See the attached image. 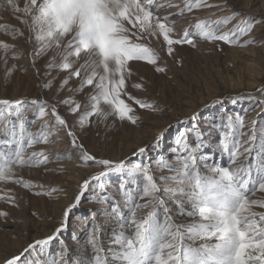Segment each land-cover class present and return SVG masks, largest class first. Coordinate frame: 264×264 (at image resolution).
<instances>
[{
  "label": "snow or ice",
  "instance_id": "snow-or-ice-1",
  "mask_svg": "<svg viewBox=\"0 0 264 264\" xmlns=\"http://www.w3.org/2000/svg\"><path fill=\"white\" fill-rule=\"evenodd\" d=\"M173 7L179 11L161 15L162 11L167 12ZM210 7L220 6L210 4L208 0H184L182 8L172 0H27L21 8L16 0H0V10L10 9L17 14L16 18L30 32L28 42L35 41L33 67L35 57L51 51L53 55L48 69L67 73L57 95L73 78L79 80V87L70 91L82 92L85 87L92 88L84 105L85 111L78 119L81 126L90 125L93 116L104 121L111 116L120 122L136 125L140 117L133 114L135 109L126 99L143 110L163 111L154 102L136 99L126 90L133 75L130 62L152 65L157 73L167 71L159 65L161 57L151 46L153 38H162L169 56L176 45L195 47V36L209 43L222 41L229 46L257 45L254 39H248L242 45L239 40L251 34L254 25L262 22L259 19L248 17L240 20L230 31H223L241 15L238 12L219 20H199L194 33L186 29L181 37L176 38L173 16ZM3 30L13 39L24 36L22 29H10L4 25ZM0 48L7 51L10 45L0 43ZM16 58L14 55L13 59ZM36 71L39 75V70ZM7 75H11V71ZM43 87L51 89L53 81H48ZM132 87L142 89L140 83ZM258 91L259 97L248 94L253 111L264 106V88ZM59 102L71 106L73 114L81 109V104L73 99ZM237 102L233 100V103ZM32 105L37 108L36 119L48 115L49 109L54 118L53 122L46 121L41 125L36 133L30 130L35 120L26 116ZM102 105L107 106V110ZM0 125H3L0 134V184L22 185L28 190L42 187L18 177V170L51 162L43 151L28 154V149L51 143L50 137L60 129L67 130L85 166L92 162L103 169L83 182L75 202L64 211L60 227L53 235L30 243L20 255L8 258L5 264H20L22 256L37 251L43 256L45 246L67 230L71 210L80 204L90 186L101 189L97 202L106 206L103 214L118 224V228H113L108 234L109 247H104L101 227L93 219L88 225L85 245V252H91L90 257L83 260L72 258L65 245L63 251L49 254L46 262L37 259L29 260L28 264H264V211H254L256 207L264 209V199H252L258 191L264 193V123L254 120L249 131L245 132V117L239 113L226 114L213 121L212 127L219 133L213 153L226 155L227 164L217 163L214 156L203 152L204 133L194 125L191 134L187 130L178 132L175 147L171 150L174 154L172 159L158 157L155 169L152 162L130 164L91 155L78 142L57 106L49 105L45 100L0 99ZM190 135L195 138V147ZM160 139L162 137L150 146L153 150L159 147ZM147 151V147H141L139 154ZM65 155H58L56 160L63 159ZM210 159L213 160L211 164L208 163ZM156 171L169 174L157 177ZM113 174L122 178L118 194L123 198V206L108 194V187L102 179ZM129 182L133 187L127 186ZM0 201L18 207L14 197L0 195ZM170 205H175L177 215L187 216L191 222L176 223ZM148 209L150 211L143 214ZM0 219L7 222L9 213L0 211ZM60 244L64 245V241L60 240Z\"/></svg>",
  "mask_w": 264,
  "mask_h": 264
},
{
  "label": "rangeland",
  "instance_id": "rangeland-1",
  "mask_svg": "<svg viewBox=\"0 0 264 264\" xmlns=\"http://www.w3.org/2000/svg\"><path fill=\"white\" fill-rule=\"evenodd\" d=\"M16 2L23 8L27 0H16ZM208 2L213 5H228L220 11L232 12L229 15H223L212 20H219L238 12L242 15L240 20L252 17L262 21L254 25L250 35L240 38V45L246 41L245 38L251 35L255 36L252 34L254 29H257L259 25H264V0H208ZM181 3L176 5L182 8L184 0ZM213 8H202L191 13H185L183 16H173L172 19L176 26V38L181 37L186 29L194 33V26L199 20L209 19L208 14L199 15L196 13L209 11ZM175 10L179 11L178 8L173 7L168 9L167 12ZM162 14L164 15L166 12L162 11ZM16 15L10 9L7 11L0 10V43L10 45L7 51L0 48V99L13 101L36 99L45 100L49 105L55 104L59 114L75 133L78 142L98 159H108L116 162L126 161L130 164L152 162V167L155 169V161L158 157L165 156L170 160L172 159L174 154L171 150L175 147L178 132L187 130L191 134L193 126L198 125L199 130L204 133L205 147L203 152L208 156H214L215 162L227 164L226 155L222 156L219 152L213 153L219 139L218 130L212 127L213 121H218L221 116L226 114L235 115L239 113L245 117L247 125L244 129L245 132L249 131L254 120L264 123V106L256 107L253 111V105L248 98V94L260 96L258 90L264 88V71L258 73L257 70L252 72V70L246 68V64L249 62L248 56L240 51L245 47L229 46L222 41L209 43L195 36V47L187 44L176 45L171 56L167 54L166 45L162 38L152 39L151 46L159 52L161 57L159 65L166 68L165 73H157L154 66L143 62H130L133 75L127 82V92L136 99L154 102L163 108L162 112L154 113L140 109L132 101H127L125 97L126 102L135 109L133 114L140 117L136 125H132L127 121L120 122L111 116L106 121L93 116L90 118V125L81 126L78 119L85 111L84 105L87 103L92 88L85 87L82 92L70 91V89L74 90L79 87V80L73 78L64 90L57 95V89L67 73L56 69H48V64L53 55L51 51L45 55L35 57V67H33L32 53L36 44L34 39L31 43L28 42L27 38L30 36V32L19 22ZM240 20H235L234 25ZM4 25H8L10 29H22L24 36L13 39L11 35L3 30ZM14 55L18 58L13 59ZM5 60L7 63H5ZM57 62H59V57H57ZM82 62L83 60H81ZM13 66L15 67L13 68ZM37 69L39 75H37ZM9 71H11V75H7ZM50 80L53 81V87L45 89L43 85ZM135 83H140L142 89L133 88L132 85ZM64 99H73L80 103V111L75 114L71 113V106L59 102ZM233 100L238 102L233 103ZM102 107L107 110V106L102 105ZM248 107L249 109H247ZM245 109L252 112L249 118L247 116L248 111L245 112ZM36 111V106H29L26 111L27 118L37 120ZM47 116L49 119L46 121H54L50 109L45 117ZM249 123H251V126H249ZM41 125H37L35 121L30 130L36 133ZM2 128L3 125H0V134H2ZM58 132L64 136L63 141L66 143V148H62L58 154L54 155L55 146L57 145L55 143L50 151L52 152L51 158H48L51 162L40 167L23 168L26 171L24 174L20 173L19 170L21 169L18 170V177H22L23 180L30 181L33 184L42 185V187L28 190L22 185L0 184V195L14 197L18 204V207H13L6 201H0V211L9 213L7 222L0 219V257L2 254H8L6 260L12 256L20 255L35 240L45 239L53 235L55 230L60 227L64 211L69 209L75 202V197L79 194L83 182L103 171L101 167L95 166L92 162H88V165L85 166L80 158L79 150L73 147L72 139L67 135V130L60 129ZM159 137H162L159 147L153 150L150 146ZM190 139L192 146L195 147V138L190 135ZM41 145L44 144H38L28 149V154L36 151L32 149ZM141 147L148 148V151L143 155L139 154ZM61 151L67 156H73L71 159H73L75 168L86 171L82 175L78 174L79 179L77 177L75 179L77 181L71 183L69 189L62 187L68 184L67 178H64L63 168L54 167L58 162L64 160V158L59 161L56 160ZM43 152L47 153L49 151ZM208 163H213V160L210 159ZM43 167L54 169L50 180L43 176L45 174L43 171L41 175L39 174L40 176H31L30 172L32 170H40ZM73 173H75L74 169ZM161 174L167 175L169 173L167 171L163 173L160 171L155 172L157 177ZM102 179L108 187V194L112 195L123 206V198L118 194L122 178L113 174ZM92 183L93 185L96 184L95 181ZM127 186L133 187L130 182ZM53 188L58 189V191L52 192ZM36 192L44 194L34 195ZM47 193H51V195H47ZM100 195L101 189L99 187L93 188L90 186L82 197L80 204L71 210L67 230L62 232L50 245L45 246L43 256L39 254V251L33 254H25L22 256L20 264H28L29 260L35 261L37 259L46 262L49 254L55 255L63 251L65 245L72 258L83 260L86 256L90 257L91 252L90 250L85 252V245L89 233L88 225L93 219L101 227L103 233L101 240L107 249L109 247L108 234L113 228H118V224L115 220L103 214V209L106 206L97 202ZM252 199H264V193L258 191ZM140 202L143 203L144 201ZM170 206L173 208V218L176 223L186 224L191 222V218L176 214L175 205ZM124 211L127 214L126 208ZM147 211H150V209L144 210L143 214L146 215ZM254 211L261 212L264 209L256 207ZM13 220L16 223H13ZM46 222L47 227L44 225ZM40 223L41 227L46 230L43 234L39 231ZM15 231L18 233L23 231L22 233L27 238L22 237L19 239L21 242H19L17 236L14 235ZM60 240L64 241V245L60 244ZM17 243H19L18 248L16 247ZM2 264H5V262L3 261Z\"/></svg>",
  "mask_w": 264,
  "mask_h": 264
},
{
  "label": "bare ground",
  "instance_id": "bare-ground-1",
  "mask_svg": "<svg viewBox=\"0 0 264 264\" xmlns=\"http://www.w3.org/2000/svg\"><path fill=\"white\" fill-rule=\"evenodd\" d=\"M181 1L183 2V0H172V2H173V4H179V3H181ZM182 4V3H181ZM220 7H214L213 9H210L209 11L208 10H205V11H202V12H198V13H196V14H199V15H205V14H208L207 15V17L209 18V19H217V18H220L221 16H223V15H229V14H231L232 12L230 11V12H223V10L222 11H220V9H223V8H225V7H227L226 5H219ZM246 9V8H245ZM177 10H175V11H169V12H172V13H175ZM214 13V14H213ZM168 14V12H166V14H164V15H167ZM163 15V14H162ZM241 17H242V15H240V16H238L235 20H240L241 19ZM235 20L234 21H232V22H230L228 25H226L224 28H223V31L224 32H226V31H228V29H230L233 25H234V23H235ZM192 22V21H191ZM264 24V23H263ZM252 34H254L255 36H253V35H251V36H249V37H247V38H245V40H248V39H254V40H256L257 41V45H252V46H247V47H245L243 50H240V51H243L244 53H246L247 54V56H248V64H246V68L247 69H250V70H252V72H253V70L255 71V70H257V72L258 73H261V72H263L264 71V25H259L258 26V28L257 29H254V32L252 33ZM245 42V41H244ZM246 69V70H247ZM257 72H256V74H257ZM250 107V106H249ZM249 107L247 108V109H249ZM251 114H252V112H249V110H248V112H247V116H248V118H249V116H251ZM47 119H49V117L47 116V117H45V118H40V119H37V120H35L36 121V124L37 125H41L42 123H44ZM251 123H249V126H251L250 125ZM250 129V128H249ZM66 133V132H65ZM63 139H64V136L62 135V134H59V132H57V134L56 135H53V136H51L50 137V140L52 141L51 143H48V144H44V145H41V146H39V147H37V148H34V149H32V150H36V151H49V152H47V153H45L46 155H47V157L49 158L50 156H51V154H52V152H50L52 149H53V147H52V145L53 144H57L56 146H55V149H56V151L53 153L54 155L55 154H58V152L63 148H66L67 146H66V143H65V141H63ZM29 152V151H28ZM60 154H63L62 153V151L60 152ZM73 156H64V160L62 161V162H58L56 165H54V167H56V168H58V167H62L63 168V170H64V175H65V177L64 178H67V180H68V184L66 185V186H62V187H66L67 189H69V187L71 186V183H73L74 181L76 182L77 180H75L77 177H78V179H79V175L78 174H80V175H82L83 174V172H86L85 170H79V169H77V168H75L74 167V162H73V159H71ZM51 158V157H50ZM53 167V168H54ZM51 168H49V167H43L42 169H38V170H32L30 173H31V176L33 177V176H40L41 175V173H42V171L43 172H45V174H43V176H45V178L47 177L48 178V180H50L51 179V177L53 176L52 175V173H54L53 171H54V169H51ZM73 169H74V171H75V173H73ZM45 170V171H44ZM53 170V171H52ZM59 170V169H58ZM20 171V173H25L26 171L24 170V169H21V170H19ZM57 171V170H56ZM40 174V175H39ZM75 174H77V175H75ZM73 176V177H72ZM42 177V176H41ZM43 178V177H42ZM61 178V177H60ZM72 179H73V181H72ZM68 192V191H67ZM15 195V194H14ZM49 224V223H48ZM51 224H52V222H51ZM46 227L48 226L47 225V222L44 224ZM45 227V228H46ZM39 231H40V233L41 234H43L44 232H46V230L45 229H43L42 227H41V223H40V225H39ZM23 231H21L20 233H18V232H14V235H16L17 236V238H18V241H19V239H21L22 237L24 238V239H26L27 238V236L26 235H24L23 233H22ZM19 242H21V241H19ZM17 245H19V243H17L16 244V247H17ZM18 248V247H17ZM8 254H2V256L0 257V264H2V262L4 261L5 262V260H6V258L8 257L7 256Z\"/></svg>",
  "mask_w": 264,
  "mask_h": 264
}]
</instances>
